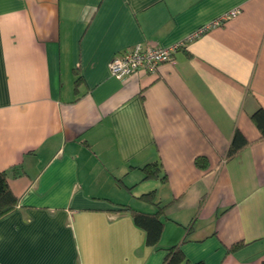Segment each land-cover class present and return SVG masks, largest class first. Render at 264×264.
Instances as JSON below:
<instances>
[{"label":"crops","instance_id":"0c3cea01","mask_svg":"<svg viewBox=\"0 0 264 264\" xmlns=\"http://www.w3.org/2000/svg\"><path fill=\"white\" fill-rule=\"evenodd\" d=\"M183 42L154 74H110L136 45ZM259 109L264 0H0V172L18 199L0 264H165L173 247L180 264H262ZM235 131L248 144L226 160ZM150 163L159 174L143 180ZM157 204L151 247L121 210Z\"/></svg>","mask_w":264,"mask_h":264},{"label":"trees","instance_id":"16d2710c","mask_svg":"<svg viewBox=\"0 0 264 264\" xmlns=\"http://www.w3.org/2000/svg\"><path fill=\"white\" fill-rule=\"evenodd\" d=\"M78 78L75 81V86L77 88L79 81ZM252 120L255 122L258 129L262 132L264 136V110L259 109L252 115ZM248 141L242 135L241 132L235 131L229 149L225 155L226 160L234 158L239 151H241L245 146H247ZM195 164L200 169H207L208 163L205 158L198 157L195 160ZM160 169L158 163H150L141 168L144 173L143 180L154 179L158 176ZM146 202L155 204V192H149L141 196ZM18 205V199L11 190L8 181V175L6 172H0V219L7 216L13 212ZM158 211L151 215L145 214L137 211H132L129 207L123 208L121 211H130L133 217V221L136 226L143 229L146 232V244L151 247H156L161 239L163 232V223L159 219V215L163 212L164 208H161L158 204ZM237 246L231 248V252L236 250ZM185 260L183 253L178 247H173L169 250V255L165 260V264H180ZM203 264V263H198ZM264 264V262L262 263Z\"/></svg>","mask_w":264,"mask_h":264},{"label":"built area","instance_id":"2783aa9c","mask_svg":"<svg viewBox=\"0 0 264 264\" xmlns=\"http://www.w3.org/2000/svg\"><path fill=\"white\" fill-rule=\"evenodd\" d=\"M240 13V10H234L223 16L219 21H215L208 26L202 27L186 40L192 41L196 37L204 34L211 28H214L227 20L228 18L236 17ZM186 42L180 43L173 47H161V46H147L136 45L123 53L115 56L109 63L110 74L118 80H125L131 75L140 71H146L154 74L159 67L164 63H174V54Z\"/></svg>","mask_w":264,"mask_h":264}]
</instances>
